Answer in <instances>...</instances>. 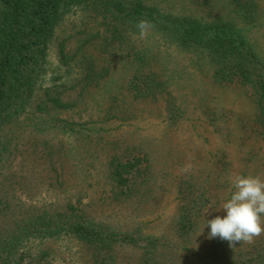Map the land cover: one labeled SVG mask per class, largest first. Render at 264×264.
<instances>
[{
  "label": "rangeland",
  "instance_id": "obj_1",
  "mask_svg": "<svg viewBox=\"0 0 264 264\" xmlns=\"http://www.w3.org/2000/svg\"><path fill=\"white\" fill-rule=\"evenodd\" d=\"M147 1L156 16L147 19L154 28L146 37L140 38L138 21L123 20L128 34L120 38L78 8L44 48L30 41L33 56L9 72L0 100V242L9 231L15 238L21 222L15 216L37 208L62 223L71 206L104 235L120 237L111 250L64 233L33 237L20 250L29 251L25 264H34L40 251L50 254L46 264H143L152 240L153 264H235L258 255L252 244L264 245V234L234 248L224 240L225 253L236 255L222 262L219 249L211 248L217 238L209 239L205 227L207 219L226 215L217 210L230 197V175L264 178V124L258 120L264 0H257L254 22L232 0ZM31 9L26 5V16ZM11 14L0 0L2 56ZM176 17L208 26L231 22L227 29H236L237 42L225 38L227 50L183 44L167 31ZM233 65L238 72L230 71ZM135 157L141 161L119 185L115 166ZM186 163L192 168L185 173ZM181 222L189 229L183 235ZM127 232L141 239L128 242ZM243 248L247 254L240 256Z\"/></svg>",
  "mask_w": 264,
  "mask_h": 264
},
{
  "label": "trees",
  "instance_id": "obj_2",
  "mask_svg": "<svg viewBox=\"0 0 264 264\" xmlns=\"http://www.w3.org/2000/svg\"><path fill=\"white\" fill-rule=\"evenodd\" d=\"M6 5L10 7L11 23L12 27L9 33L10 44L7 46L5 55H0V100L6 97L5 85L9 77V72L16 70L19 65V60L22 62H27V60L33 56L29 55L30 47H34L35 43L38 44L39 48H44L47 44V39L52 36L56 27L63 21L66 15L70 12H76L77 9L82 12L83 15L91 14L96 16L97 19H102L99 23L105 26V32H112L113 35L123 38L128 31L125 27L120 26L123 20H129L132 22L139 21L141 19H153L155 18V12L150 7L147 0H2ZM206 3H211L213 0H204ZM233 4L237 8L243 10V17H245L248 22L257 21L260 5L257 0H232ZM31 4V5H30ZM26 5L31 7L30 15L26 16L25 11ZM232 8V7H231ZM226 20H228L226 18ZM222 21V20H221ZM230 21V20H229ZM231 25V22H220L213 25H206L201 20L195 17H176L169 25V30L173 37H177L183 44L195 46L201 49H211L225 47L230 44L225 43V38H229L230 43L237 42V37L235 28L227 29ZM14 26V27H13ZM232 26V25H231ZM215 33L212 35L213 32ZM234 37V38H233ZM242 37V35H240ZM34 40L35 43L30 41ZM64 44V43H63ZM63 44L61 47H63ZM221 49V48H219ZM226 49V47H225ZM224 50V49H223ZM227 50V49H226ZM61 53L64 57L67 56L64 53L63 48H61ZM222 56V54H220ZM21 58V59H20ZM144 62L143 59H141ZM236 66V65H235ZM234 65L229 67L230 71L238 72V69ZM110 68V65L109 67ZM107 68V69H108ZM90 69V68H89ZM94 73L96 69H91ZM260 85L261 89L264 91V75H260ZM264 97V93H263ZM59 102V101H58ZM59 104H61L59 102ZM65 105V104H61ZM68 105V104H66ZM259 122L264 124V107L262 105V112L258 117ZM6 147V145H3ZM141 158L135 157L134 160H127L125 162L118 163L114 168V175L118 177L119 185H126L129 181V175L132 174V170L137 167ZM71 212L65 214L66 219L61 223L60 220L48 210L35 209L36 213L29 214V211L25 213L21 218L15 216L16 219L21 220L19 222V227L13 234L9 231L5 240L0 242V264H25L26 254L28 250H23L20 252L21 248L24 246L25 240H30L31 238H55L62 235H70L76 237L79 241L92 246L98 250L101 249H114L112 246L117 242L118 237L115 233L110 235L106 234L99 226L95 225L92 221H89L83 217L82 214L76 212L73 206L70 207ZM181 227L179 228L181 235L184 234V222H181ZM194 234V228L191 229L190 235ZM9 237H11L9 239ZM59 237V238H60ZM217 243L211 248H215L221 252L222 262L226 258L236 255L235 253H228L224 251L222 240L216 237ZM123 239H128V242H136L141 239V236H137L132 232H127ZM122 239V240H123ZM136 240V241H135ZM227 242V241H225ZM154 241H149L150 250L152 251L151 258L155 257L157 254L154 251L153 245ZM219 243V244H218ZM252 244V243H251ZM254 248L258 247V255L252 256L249 261H242L240 259H235L236 263L240 264H251L253 260L258 263H264V245L260 246L258 244L254 245ZM27 247V246H26ZM156 247V246H155ZM149 250V249H148ZM211 253H216L217 251H212ZM47 252V251H46ZM38 253L34 257V264H46L49 262L48 256L50 254L47 252ZM209 254V255H210ZM247 254V249L243 248L240 250V256ZM228 256V257H227ZM150 257H144L143 264H153ZM29 262H32L29 261ZM232 262H235L232 260ZM233 264V263H231ZM254 264V263H253Z\"/></svg>",
  "mask_w": 264,
  "mask_h": 264
},
{
  "label": "clouds",
  "instance_id": "obj_3",
  "mask_svg": "<svg viewBox=\"0 0 264 264\" xmlns=\"http://www.w3.org/2000/svg\"><path fill=\"white\" fill-rule=\"evenodd\" d=\"M135 27L144 38L154 24L141 19ZM191 168V163H186L181 171L186 173ZM229 184L230 197L217 210L226 215L207 219L205 227L211 229L209 239L219 237L234 248L237 243H252L264 234V178L259 174H234L229 176Z\"/></svg>",
  "mask_w": 264,
  "mask_h": 264
}]
</instances>
